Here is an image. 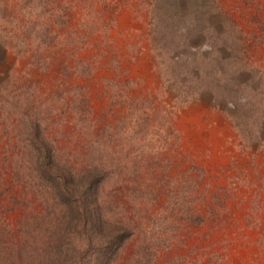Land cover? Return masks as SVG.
Here are the masks:
<instances>
[{
	"label": "rangeland",
	"instance_id": "374dc122",
	"mask_svg": "<svg viewBox=\"0 0 264 264\" xmlns=\"http://www.w3.org/2000/svg\"><path fill=\"white\" fill-rule=\"evenodd\" d=\"M56 1L67 5L65 21L53 26L47 68H27L0 46V89L9 80L34 87L50 135L81 149L84 127L70 109L81 86L92 129L109 133L126 166L138 162L136 184L127 171V215L175 236L153 248L150 264H264V0ZM157 48L170 51L164 72ZM76 58L91 64L88 74H73ZM191 75L203 79L190 80L183 100ZM7 171L0 158L4 240L20 238L17 218L36 206ZM132 242L116 264H132Z\"/></svg>",
	"mask_w": 264,
	"mask_h": 264
},
{
	"label": "trees",
	"instance_id": "16d2710c",
	"mask_svg": "<svg viewBox=\"0 0 264 264\" xmlns=\"http://www.w3.org/2000/svg\"><path fill=\"white\" fill-rule=\"evenodd\" d=\"M149 2L155 7L154 0ZM66 6L56 0H0V46L24 56L25 67L46 69L47 48L58 36L54 27L65 21ZM158 38L156 34V42ZM157 50L164 72L170 51ZM90 69L89 62L75 59L73 74L86 75ZM191 79L203 78L187 76L188 82H180L183 89ZM80 89L73 85L70 109L84 127L81 149L60 146L50 135L49 114L34 87L9 80L0 89V131L7 135L0 158L7 164L10 182L36 204L23 208L17 218L20 238L4 240L0 235V264H116L131 240V263L150 264L153 248L167 247L175 237L150 234L147 226L127 215L122 200L127 171L133 170L131 183L136 184L138 162L126 166L111 147L109 133L92 129ZM181 91L183 100L191 94ZM138 119H133L134 132ZM14 199L11 195L10 202Z\"/></svg>",
	"mask_w": 264,
	"mask_h": 264
}]
</instances>
